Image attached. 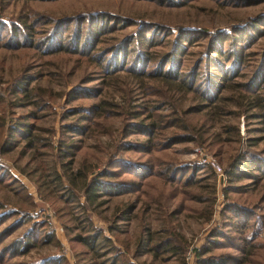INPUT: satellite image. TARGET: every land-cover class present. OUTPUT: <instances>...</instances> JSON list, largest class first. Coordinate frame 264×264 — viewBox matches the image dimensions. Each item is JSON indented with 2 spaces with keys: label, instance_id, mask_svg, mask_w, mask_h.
Segmentation results:
<instances>
[{
  "label": "rangeland",
  "instance_id": "obj_1",
  "mask_svg": "<svg viewBox=\"0 0 264 264\" xmlns=\"http://www.w3.org/2000/svg\"><path fill=\"white\" fill-rule=\"evenodd\" d=\"M117 260L264 264V0H0V264Z\"/></svg>",
  "mask_w": 264,
  "mask_h": 264
},
{
  "label": "trees",
  "instance_id": "obj_2",
  "mask_svg": "<svg viewBox=\"0 0 264 264\" xmlns=\"http://www.w3.org/2000/svg\"><path fill=\"white\" fill-rule=\"evenodd\" d=\"M216 53H218L219 55H222V53H221V51L220 50H218ZM170 74V73H169ZM165 76V75H164ZM166 77V76H165ZM26 131H27V129H25ZM24 134V133H23ZM182 138V137H181ZM176 139H179V136L178 137H175V138H172V139H170V141H175ZM103 173H108L107 171H104ZM97 175H99V174H97ZM137 176H141V174H138ZM94 182V188H93V190L92 191H90V189H91V187L93 186V183H92V181H90V183H89V186H88V188H87V193H89V194H87L88 196H89V198H92L93 196H97L98 194H97V192L98 191H100L101 192V188H103V183L102 182H100L99 180H94L93 181ZM107 189V188H106ZM95 237H98V239H100V236L98 235V236H95V235H91V236H87L85 239H84V241L87 243H85L84 245H87L89 248L91 247V248H93L94 246V240H95ZM104 239V238H103ZM105 240H107L106 238H105ZM148 241L149 242H152V239H149L148 238ZM155 245L152 247V249L150 250V252L151 251H153L154 250V252H155ZM154 255H155V253H154ZM117 262H118V260L116 261V263L115 264H117ZM207 263V262H206Z\"/></svg>",
  "mask_w": 264,
  "mask_h": 264
}]
</instances>
